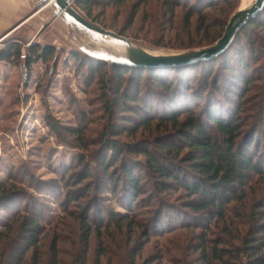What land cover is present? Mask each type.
<instances>
[{
	"label": "rangeland",
	"instance_id": "obj_1",
	"mask_svg": "<svg viewBox=\"0 0 264 264\" xmlns=\"http://www.w3.org/2000/svg\"><path fill=\"white\" fill-rule=\"evenodd\" d=\"M73 4L76 6L75 2ZM210 4L212 7L207 8ZM204 5H207L204 10L208 23L214 27V35L218 33L216 37L219 39L223 34L222 24L228 23L234 13L245 7L246 0H128L126 2L95 0L90 5V12L97 24L107 30L133 39L151 49L179 52L191 50L188 49L189 46H197L202 41L205 45V41L210 38L203 33L197 34L198 16L193 17L191 27L185 22V16L191 8H202ZM80 11L93 21L85 12ZM44 14L47 13H38L25 25L22 23L21 26H24L16 33L4 35L6 40L2 46H6L8 42L18 43L22 47L21 54L24 53L28 57L29 49L36 45L40 47L53 45L57 51L55 57L47 63L42 61L34 63L31 67H26L24 62L17 59L0 62V183H7V189L13 185L16 191L23 190L33 199L30 208L46 214L47 219L54 218V223H48V220L39 221L43 228L39 244V264H55V253L58 256L57 264H82V260H85L84 264H205L201 251L204 243L227 238L226 242L238 245L249 228V225H245L247 222L245 216L250 214L247 208L238 206L237 209L242 212L241 216L245 215L243 221H238L242 217L231 214L230 222L226 226L222 223L217 226H214L215 224L207 226L205 214L194 213L185 207L189 197L184 191L172 193V190L167 194L159 191L162 187V179L151 177L143 168L145 161L143 156H130L142 164L139 166L142 168L140 172L145 190V195L133 208L129 210V207H126L127 200L124 203L122 201L125 194L123 182L115 195L104 189L109 186L102 185V177L99 174L101 169H97L94 165L101 157L102 135L109 125L110 118V109L106 108L103 102L104 94L108 92L107 88H111L109 96L113 99L112 94L116 90L118 81L116 73L112 70L113 65L109 61L106 69L100 74L107 84L101 83L100 77L92 80L88 66L81 64V61H77L72 55L73 52H79L82 58H90L83 52L80 35L69 33L70 30L77 34L76 26L64 17L68 27L64 25L59 27L67 34L63 36L61 35L63 31H57L54 26L43 28L50 19ZM61 23L63 22L59 21V24ZM232 54L233 51L229 53L230 56ZM220 68L222 69L221 66L215 68L213 79L219 75L222 79L219 81L222 88L228 73ZM257 69L258 66L253 63L250 74L257 71L258 75L264 77V60ZM195 72L199 75L204 74L203 69ZM171 77L175 78V90L181 92L183 79L179 75L176 77V73L171 74ZM203 81L201 76L191 80V87L194 88L191 94L195 98L199 96L198 102L194 103L200 106L197 112L204 110L207 99L217 98L219 100L215 99L217 102L227 107V103L216 96L213 80L208 82L210 86L208 91L203 89ZM262 84L264 81L259 85ZM106 85L107 87L104 88ZM126 86H129L127 82L124 87ZM142 90L141 98L144 99L152 94L156 105L158 103L162 108L164 92L162 86L157 85L147 72L143 79ZM130 92L133 94L132 91ZM256 94L257 91L250 93L247 98ZM151 100L154 102L153 98ZM134 104L130 106L133 107ZM142 104L143 102L139 103L137 108H141ZM111 110L115 119H111L113 122L110 123L115 125L125 124L121 119L133 116L124 111L123 107ZM161 114L162 110L157 116ZM47 117L63 127H81L82 130L86 128L83 139L85 142L81 143L83 148L75 149L62 144V141L48 128ZM244 119L246 123L248 122L246 129L259 121L256 114L246 113ZM257 124L259 122L254 126ZM258 127L256 139L262 140L260 150L262 154L264 125ZM63 135L66 136L65 133ZM163 135L162 124L154 122L150 128L141 129L135 138L127 136L107 138L125 145L141 141L153 142ZM66 138L77 144L76 137ZM81 154L85 160L81 168L75 169L76 172L83 173L91 167L93 177L84 181L82 187H69L72 184V178L68 179L72 173L70 168L78 164V157ZM56 185L60 188L52 189ZM86 187L89 188L87 197L65 208L61 205V202L65 201L66 194ZM164 203L166 207L163 208ZM24 205L25 203L22 208ZM99 210L103 213L105 225L99 221L92 222L93 215ZM14 213L13 215L4 209L0 210V264H34L32 251L27 254L23 263L12 257L15 249L26 246L27 237L24 236L26 233L22 232L21 227L30 218L20 210ZM86 215L95 231L87 251L81 245L80 228V222L86 218ZM162 221L165 223L164 229H162ZM224 229L233 232L232 236L229 235L230 238L224 235L226 234ZM56 238H58L57 249H54ZM225 259L228 260L227 257ZM213 264L224 263L214 261Z\"/></svg>",
	"mask_w": 264,
	"mask_h": 264
},
{
	"label": "trees",
	"instance_id": "obj_2",
	"mask_svg": "<svg viewBox=\"0 0 264 264\" xmlns=\"http://www.w3.org/2000/svg\"><path fill=\"white\" fill-rule=\"evenodd\" d=\"M116 1L126 2L128 0ZM74 2L97 24L90 12V5L95 0H74ZM211 5H204L202 8L193 7L186 14L185 22L188 27L192 26L193 17L198 16L197 34L203 33L206 37H210L205 41V45L202 41L197 46H189L188 49L210 46L223 36L228 23L222 24L223 34L217 39L218 33L214 35V27L208 23L204 10L206 6L211 8ZM21 48L18 43L8 42L0 53V62L21 60ZM183 49L186 48L183 47ZM230 50L233 51L231 56L229 55ZM56 52L53 45L44 47L36 45L29 49L26 65L31 67L39 61L47 63L55 57ZM72 55L77 61H81V64L88 66L89 76L92 80L100 77L108 65L106 62L95 59L82 58L78 52H73ZM263 60L264 9L244 26L224 54L211 61L195 64L198 65L197 67L189 65L140 69L117 64H113L111 67L117 76V87L112 94L113 99L109 96L111 88H107L108 92L106 91L104 94L103 102H105V107L110 109V118L109 125L106 126L102 135L101 157L99 162L94 165L97 169H101L99 174L102 177V185L109 186L104 189L115 195L123 182L125 194L122 201L124 203L127 200V206L123 205L129 207V210L133 208L145 195V190L142 184L143 176L140 172L142 168L139 166L142 164L130 156H143L145 159L143 168L151 177L162 179V187L159 191L162 194H167L172 190V193L184 191L189 197L185 207L194 213L205 214L207 226L214 224L217 226L221 223L226 226L230 222L229 215L231 214L242 217L238 221H243L245 215L241 216L242 212L237 210L238 206H243L250 212L245 216L247 218L245 225H249V228L238 245L226 242L227 238H219L202 245V258L205 264H213L214 261L224 264L229 262L231 264H264V153L260 154L262 140L256 139L258 126L264 125V84L259 85L264 81V77L258 75L257 71L250 74L253 63L259 69ZM234 62L236 63L234 64ZM217 66H221L222 69H220L228 73L227 79L224 81L226 87L224 83L221 88L219 81L222 79L219 75L213 79ZM199 69H203V75L195 72ZM146 72L157 85L162 86L164 91L162 108L158 103L156 105L155 97L152 94L147 95L144 99L140 96L143 94L142 83ZM173 73H176V77L179 75L184 81L181 92L175 90V78L171 77ZM199 76L204 80L203 89L205 91L210 88L208 82L213 80L216 96L222 98L228 108L217 102L215 100L217 98H213L205 100L204 110L197 112L200 106L194 105V103L198 102L199 96L195 98L191 94L194 90L191 87V80L194 77L198 79ZM100 82L106 83L105 78L100 77ZM125 82L129 86L124 87ZM130 86L131 88H129ZM256 91L258 94L247 98L250 93ZM152 98L154 102L151 100ZM142 102L141 108H137ZM133 103H135L134 106H130ZM122 107L124 111L133 114V116L122 118L121 121L123 120L125 124L120 126L110 123L113 122L111 119H115L111 109ZM160 110H162V114L158 117L157 114ZM246 113L248 115L256 114L259 124L254 126L257 123L255 122L249 129H246L248 128V122L246 123L244 119ZM46 120L48 128L62 141V144L75 149L83 148L81 143L85 142L83 139L86 128L84 130L81 127L68 128L53 122L49 117ZM154 122L162 124L164 135L162 138H156L153 142L141 141L142 143L123 145L107 138L108 136L135 138L141 129L150 128ZM67 136L76 137L77 144L68 140ZM78 158V164L70 168L72 173L68 179L72 178V184L69 187H82L84 181L93 177L91 167H88L83 173L76 172L75 169L81 168L85 160L83 154ZM118 166L120 167L118 168ZM6 184L0 183V210L4 209L13 215L16 210H20L30 216L29 220L25 221L21 227L22 232L26 233L24 235L27 237L26 246L15 249L12 257L23 263L27 254L32 251L34 264H39V244L43 234V228L39 221L48 220V223H54V218L47 219L46 214L34 211L33 208H30L33 199L26 192L16 191L13 185L7 189L8 185ZM59 188L58 185L52 187L54 190ZM258 191L260 193H257ZM88 194V187L81 188L80 191L69 192L61 205L64 208L68 207L71 203H76L87 197ZM18 207L19 209H17ZM164 207H166L165 203ZM102 215L101 210L95 212L92 222L99 221L105 225ZM164 226L165 223L162 221V229ZM80 228L81 245L87 251L90 239L95 232L87 215L80 222ZM224 231L226 230L224 229ZM231 233L233 232L226 231L224 235L230 238ZM57 243L58 238L54 241V249H57ZM57 257L55 253V264L58 261ZM226 257L228 260L225 259ZM83 261L85 260H82V264H84Z\"/></svg>",
	"mask_w": 264,
	"mask_h": 264
},
{
	"label": "water",
	"instance_id": "obj_3",
	"mask_svg": "<svg viewBox=\"0 0 264 264\" xmlns=\"http://www.w3.org/2000/svg\"><path fill=\"white\" fill-rule=\"evenodd\" d=\"M73 2V0H29L30 6L33 8L32 13L22 22L17 24L13 29L17 28L21 23H23L27 19L34 17L36 14L40 12H46L47 14L44 15L49 16L50 19L46 22L47 24L43 26V28L50 25H54L57 28L62 25L68 27L66 18H64L67 17L69 21H71L72 25L76 26V30L77 27H82L83 29L99 34L101 36L113 38L121 43L119 47V52H117V55L122 56L119 60L113 57H100L97 55H93L87 52L84 49V46L82 45L83 52L92 59L106 63L110 61L112 65H126L140 69L181 67L195 65L201 62H208L224 54L233 44L238 33L244 28V26L251 19H254L264 9V0H254L253 4L250 7L245 9L240 8L230 18L225 28L223 36L210 46L179 52H161L155 49L145 47L139 44L137 41H134L133 39L126 38L113 31L101 27L95 22L89 20L80 11V9H78L73 4ZM59 21H62L63 23L59 24ZM59 30L65 32L62 28H59ZM69 33H71V35L75 34L79 36L78 33L76 34L70 30ZM109 50L111 51L110 54L116 53L112 52L111 48H109ZM150 51H156L160 53H152ZM103 58L109 59L105 60Z\"/></svg>",
	"mask_w": 264,
	"mask_h": 264
},
{
	"label": "crops",
	"instance_id": "obj_4",
	"mask_svg": "<svg viewBox=\"0 0 264 264\" xmlns=\"http://www.w3.org/2000/svg\"><path fill=\"white\" fill-rule=\"evenodd\" d=\"M32 11L33 8L30 6L28 0H0V37L6 35L8 32L14 34L20 30L27 21L32 20L36 15L24 21L23 26H21V23L17 28H13L27 18ZM51 26L53 27L54 25H50L49 27ZM57 31H59V28H57ZM61 35L66 36V33L63 32Z\"/></svg>",
	"mask_w": 264,
	"mask_h": 264
},
{
	"label": "bare ground",
	"instance_id": "obj_5",
	"mask_svg": "<svg viewBox=\"0 0 264 264\" xmlns=\"http://www.w3.org/2000/svg\"><path fill=\"white\" fill-rule=\"evenodd\" d=\"M254 0H246V6L242 9L248 8L253 4ZM78 34L80 35V38L82 39L84 48L87 52L97 55L100 57H113L115 59H120V57L117 55V52H119L120 42L113 39V38H107L104 36H101L99 34L93 33L91 31H88L86 29H83L82 27H77ZM111 48V53L109 50ZM152 53H160L156 51H150Z\"/></svg>",
	"mask_w": 264,
	"mask_h": 264
},
{
	"label": "built area",
	"instance_id": "obj_6",
	"mask_svg": "<svg viewBox=\"0 0 264 264\" xmlns=\"http://www.w3.org/2000/svg\"><path fill=\"white\" fill-rule=\"evenodd\" d=\"M5 40H6V36H3V37L0 38V53H1V51L3 50V48L6 47L5 45L2 46ZM26 59H27V55L24 54V53H22V54H21V61L24 62V63L26 64V62H25ZM26 67H27V65H26Z\"/></svg>",
	"mask_w": 264,
	"mask_h": 264
}]
</instances>
